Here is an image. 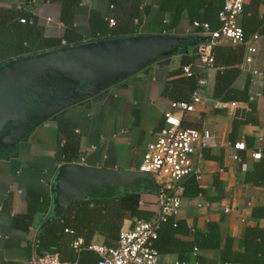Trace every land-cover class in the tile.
Returning <instances> with one entry per match:
<instances>
[{
    "label": "crops",
    "instance_id": "1",
    "mask_svg": "<svg viewBox=\"0 0 264 264\" xmlns=\"http://www.w3.org/2000/svg\"><path fill=\"white\" fill-rule=\"evenodd\" d=\"M108 1L82 0L74 25L82 35L81 44L93 39L89 20L95 13L116 21L117 25L111 30L114 37L162 35L163 25L154 19L158 11L154 0H143L141 16L133 21L129 19L130 0H120L114 7ZM19 2L0 0V8H10ZM146 6H152L149 15L144 11ZM30 11L39 17L42 26L48 17L60 23L49 29L43 26L46 37L64 36L66 27L60 22L59 3L40 2L37 5L33 0ZM261 17H264V4L246 0L240 23L253 28V33H259L256 24L249 21ZM169 31L173 33L169 36L180 38L195 33L189 13L185 11L178 28ZM258 48L259 61L255 67L264 70L260 64L264 60V38ZM244 54L243 46H232L227 42L217 48L216 66L204 74L207 82L202 89L204 99L195 112L184 117L185 126L205 131L213 145L203 150L204 178L201 181L195 179L203 193L194 198L185 197L175 216L187 231L176 233L172 241L161 242L164 253H160V264H222L220 249L183 251L181 248L183 242H193L197 232H206L209 224L219 226L223 247L226 238L234 240L235 251L244 250L248 227L264 229V218L253 216L255 208L264 206V167L258 168L260 161L264 163V81L252 78L249 70L252 67L242 69ZM180 60V56H174L167 64H149L136 74L109 85L95 97L67 107L20 141L0 142V264H31L41 233L56 223L45 226L52 214L51 185L61 165L78 163L107 169H139L147 144L154 141L164 127L165 112L170 110L171 102L178 101L177 94L173 99L165 91L169 82L184 76L174 75L180 69ZM231 67L239 68L241 72L229 95L238 98V94H248L250 101L232 98L220 102H238L237 108L216 105L219 100L214 98L219 72ZM247 114H251L252 119L235 130L234 122L246 120ZM242 141L248 150L237 152L233 145ZM254 151L262 153L261 160L253 158ZM235 155L240 160L235 159ZM118 186L120 194L128 190ZM30 197H40V201L46 197L50 202L47 212H31ZM140 207L151 213L152 219L157 210L155 190H142ZM134 224L133 220L126 219L122 230ZM71 238L72 234L65 232L60 243L64 245ZM105 241L104 236L97 234L91 243L92 246H106ZM83 248L76 249L80 250L78 260L96 264L98 253ZM38 249L48 252L40 246ZM55 251L58 252L56 247H52L49 252Z\"/></svg>",
    "mask_w": 264,
    "mask_h": 264
},
{
    "label": "trees",
    "instance_id": "2",
    "mask_svg": "<svg viewBox=\"0 0 264 264\" xmlns=\"http://www.w3.org/2000/svg\"><path fill=\"white\" fill-rule=\"evenodd\" d=\"M23 1L25 6L21 8L18 7V3L11 5L10 8H0V66L15 59L57 50L64 47L63 41L66 42L65 46L81 44L82 35L77 32L74 25L77 8L82 0H36L37 5L40 2L59 3L61 5L60 22L66 27L62 38L46 37L45 29L40 24L39 17L30 11L33 0ZM257 1L264 4V0ZM108 2L111 7H114L120 3V0H109ZM143 3V0H130V20L133 21L140 18V8ZM153 4L158 7L154 19L157 24L163 25L164 30L178 28L185 11L189 13L191 23H209L213 29L219 28L221 24L219 14L223 8V0H154ZM151 8L152 6H146L145 13L149 15ZM166 15H169L168 19ZM21 20H26V23H21ZM249 23H255L256 27L259 28L257 31L264 35V17L249 21ZM241 26L247 36L255 32L253 28L246 27L247 24L241 23ZM89 28L90 35L93 38H97L99 35H106L110 30L109 21L102 14L95 13L89 20ZM201 31L202 29L198 28L195 33L182 37L185 42L173 48L171 52L160 56L159 61L169 60L174 56L181 57L180 69L174 74L175 76L184 75L183 67L192 65L196 61L197 45L203 41V37L200 36ZM119 37L115 35L114 38ZM240 72V69L236 67L227 68L219 72L215 87V99L228 101L234 98L229 93L232 92L233 82L239 77ZM197 80L198 76L187 77L184 75L169 82L165 94H168L173 99L176 98L175 95L177 94L176 100L187 101L189 95L191 96L197 87ZM238 95L239 97L234 99L250 101V95ZM250 118L252 119L251 114H247L246 120L242 122L235 121V130L240 124L248 122ZM262 167H264V163L260 161L258 168ZM185 188V197L188 198H194L203 193L202 188H200L194 178H190L185 182ZM119 189V186H114L89 191L88 200L70 204L68 213L63 219L47 226L41 233L39 244L41 249L49 252L52 247H56L62 261L71 263L81 261V263L86 264L84 260H78L77 254L80 250L77 251L76 249L84 247L83 249L94 251L91 249V242L95 235L99 234L105 237L106 247H116L115 243L119 241L123 223L126 219H131L134 222L151 219V213L141 209L140 201L142 190H155L154 187L141 181H137L124 194H120ZM49 204L50 202L46 197L42 201H40V197L29 198L31 212H47ZM253 216L255 218H264V206L255 208ZM67 231L72 234V238L62 245L60 243L61 237ZM186 231L183 222L172 216L161 226L154 247L159 254L164 253L161 242H169L176 233H184ZM79 238H83V245L80 247H75L74 245L73 247V244ZM222 244L219 226L213 223L209 224L206 232H197L193 242H183L181 248L183 251H193L195 248L220 249L222 250V264H264V229L253 227L246 229L243 251H235L233 249L234 240L231 237L226 238L224 247ZM99 259L100 256L97 262Z\"/></svg>",
    "mask_w": 264,
    "mask_h": 264
},
{
    "label": "water",
    "instance_id": "3",
    "mask_svg": "<svg viewBox=\"0 0 264 264\" xmlns=\"http://www.w3.org/2000/svg\"><path fill=\"white\" fill-rule=\"evenodd\" d=\"M183 42L169 35H134L66 46L0 66V142L16 143L67 107L95 97L110 83L149 64H167L169 60L159 61L160 56ZM64 87L74 95L56 96ZM137 181L154 186L147 173L65 163L51 185L52 214L45 226L60 221L70 204L88 200L89 191L118 185L132 188Z\"/></svg>",
    "mask_w": 264,
    "mask_h": 264
},
{
    "label": "built area",
    "instance_id": "4",
    "mask_svg": "<svg viewBox=\"0 0 264 264\" xmlns=\"http://www.w3.org/2000/svg\"><path fill=\"white\" fill-rule=\"evenodd\" d=\"M245 3L246 0H223V8L219 14L221 24L217 29L205 22L192 23L195 31L202 29L200 36L203 41L197 45L196 61L183 67V73L187 77L198 76L197 87L189 101L171 102L170 110L164 114V127L156 139L147 144L142 163L137 170L150 174L153 178L157 196L156 214L150 220H138L131 228L122 230L116 247L91 246L100 256L96 264H160V254L154 246L161 226L170 217L177 216L182 208L185 182L190 178L201 181L205 176L203 150L211 147L213 141L205 131L185 126L184 117L195 112L204 99L202 89L207 85L204 74L216 66L217 48L223 42L232 46H243L245 54L242 69L248 70V67H252L249 68L252 78L264 81V70L255 67L259 61L258 43L264 36L259 33L246 35L240 23ZM24 6L25 2L21 0L18 7ZM108 21V33L93 38L91 42L114 38L111 30L117 23L112 18H108ZM21 23H26V20H21ZM59 25L60 23L55 24L52 18L44 19L43 26L46 29ZM170 34L173 33L169 30L162 32V35ZM63 45L66 47V42H63ZM260 64L264 67V60L260 61ZM216 105L237 108L240 103L219 101ZM233 147L237 152L248 150L244 141L235 143ZM252 156L255 160L262 159L260 151H254ZM235 159L240 160L238 155H235ZM83 243V239H78L74 245L80 247ZM38 248L39 246L34 251L31 264H84L62 261L57 252H41ZM195 251H198V248H195Z\"/></svg>",
    "mask_w": 264,
    "mask_h": 264
},
{
    "label": "flooded vegetation",
    "instance_id": "5",
    "mask_svg": "<svg viewBox=\"0 0 264 264\" xmlns=\"http://www.w3.org/2000/svg\"><path fill=\"white\" fill-rule=\"evenodd\" d=\"M53 77H56V76L53 75ZM47 79H49V81H52V78H47ZM58 81H59V79L56 80L54 82V84H57L58 85ZM59 91H60L61 94H56V96H61V95H74V94H71L73 92L71 89H68L67 90L65 87L63 89L61 88ZM76 99L79 100V98H76ZM34 106H37V105H34Z\"/></svg>",
    "mask_w": 264,
    "mask_h": 264
},
{
    "label": "rangeland",
    "instance_id": "6",
    "mask_svg": "<svg viewBox=\"0 0 264 264\" xmlns=\"http://www.w3.org/2000/svg\"><path fill=\"white\" fill-rule=\"evenodd\" d=\"M54 20V19H53ZM54 22H55V24H57L58 23V21L57 20H54ZM50 35V34H49Z\"/></svg>",
    "mask_w": 264,
    "mask_h": 264
}]
</instances>
